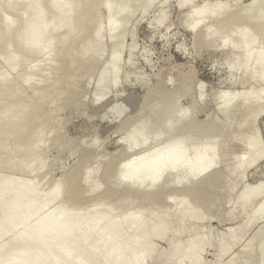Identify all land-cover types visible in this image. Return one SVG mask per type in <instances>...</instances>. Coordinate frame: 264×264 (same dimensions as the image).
Here are the masks:
<instances>
[{
    "label": "rangeland",
    "instance_id": "1",
    "mask_svg": "<svg viewBox=\"0 0 264 264\" xmlns=\"http://www.w3.org/2000/svg\"><path fill=\"white\" fill-rule=\"evenodd\" d=\"M49 1L41 0L40 3L36 2L37 4H40L43 7V10L46 9L47 11L48 9V12H46L47 16H45L44 14L45 19H40V21L31 20L32 22L36 23H32L31 25L30 22L29 25H27V28L23 30V33L21 31L20 34H16V32L19 33L18 31H16V29L20 30L22 28H20L19 25L22 26L23 24H25L24 21L26 19L30 20L32 13H35L30 11L31 8L29 7L32 6V8H34L36 5H34L33 7V4L31 3V6H27V10L25 5L15 4L14 6L9 7L6 4L8 3V0H0V42H3L0 43V79H3L2 81L0 80V113L2 112V115L7 114L6 116H2L0 114V127L2 117L3 119H5L4 117L12 115L11 113H14L16 110V112L18 113V111L21 109L18 115L22 114V117H20L23 119H26L28 116H31V118L33 119L35 118L34 120L32 119V121H34V127L29 123V127L32 126L33 128H26L23 127L24 124L22 125V130L23 128H26V130L29 128V130L27 131H25V129L23 130L26 132L27 136L24 135L25 133L21 131V126H19V130L17 131H20V134H22V136L24 137L19 138L18 140L15 139L14 141V136H10L8 138L7 136H2L0 138V152L2 151L1 149L3 147H5L6 145L9 146L7 149V153L9 152V155H7V159L4 158L3 164L5 165L6 163H9V161L19 162L25 156L28 158V155H31L32 157L31 153H27V151L29 152L28 147L30 148V151H32V153L35 152L33 153V156H35L37 153V155L33 157L35 158V160L37 158L36 163H45L44 169H41V171H39L40 173H38L37 171L35 172L36 174L32 173V175H27L19 172L4 171L3 167H0V174H6L4 175V177L9 176L13 179L19 178L24 181L32 180L34 184H38L44 191L49 192H52V189L57 183H61L63 185L62 191L60 193H57L60 198V201H57L58 203L55 202L53 204L49 203L47 209H44V214L46 213V211H54L55 213H57V211L59 212L63 208H66L71 211V213L76 214L78 213L76 208H82L80 211L83 212L85 209L95 204L112 206L115 204L117 205L116 201H118L120 204L117 206L119 207L121 205L120 207L122 208H119L117 212V216H120V220L124 216L129 215L130 213L137 212L139 210H142L143 208L147 209V207L150 205L149 203H151V200L149 201L146 198H143L142 200L137 199V188L141 187L142 189H146L148 192L152 190V187H150L148 181H127L126 185L129 186L131 190L130 188L121 185L123 175L126 172H124V168L125 170L128 169L124 167V164L129 159H134L133 156L135 155L136 160L145 156L146 154H151V157L146 159V161L149 162L151 158L155 156L157 151L160 150L168 141H170V139L177 137V135H182L186 133V131H184L185 129L183 128V126H181L180 123L183 122L182 120H185V122L189 121V126L194 121L196 129L194 130V132H191V136L187 139V158L191 160L196 156V148L198 147V143L201 144V142H210L209 140H211V137H213L212 141H217V145H215V157L218 164L217 167L222 170L225 176L222 177L223 180L221 179V182L219 181V185H217V187L215 188L216 190H218H213V194L214 192H217L214 194V198L208 197V199L204 201V203L206 202V205L204 207L200 206V208L199 205L194 204L197 203L194 199H192L191 197L188 198V202H191L189 203V205L191 204L190 207H193L194 211L198 212H196V214L202 213V217L205 219L202 218V221L200 222L191 220L189 222V220H187L188 223L186 221V226L184 225V223L182 225L184 228H182V226L180 227L181 230L183 229V233L179 236L178 239H181L182 243H186V241H188L193 236H206L209 246L207 245L206 249H204V252L202 253V264H228L227 258L222 257L221 255L222 247H224L221 244L224 243V239L222 238V236H225V233H228L229 229L231 230V228H236L237 231H235L234 236L230 238L229 244H231L230 248L233 249L235 253H237L236 256L239 259L237 264H241L242 262H244L243 264H257V261L259 259L257 248L258 245L261 243L259 240L264 241V232H260V234L258 232L260 230L257 229L256 233L258 232L257 234H259V236L258 239L256 238L257 240H255L258 242L254 240V244L252 243L253 246L256 244L255 246L257 247L256 250L251 253L250 260L245 259V257L247 258L248 256H243V254H245L243 253L245 249H242V252L240 251L241 249L239 246V242L242 238V235H246L247 233H250L249 235H251L252 233H254L253 229L251 228V225L248 224V218L250 217L251 212H253L257 204L264 198V194L258 199L253 200V202L246 209V211L244 209V212L241 209V204L239 202H235L238 195L244 193L246 189L256 191L259 187L264 186V155L258 157V160L253 165L249 164L253 160V158L255 156H258L262 151L247 152L246 150H244V141H246L249 137H253L255 134V136L257 137L259 135V139H262L260 140L263 142H260L261 146L264 148V101H258L256 103L258 107H255L256 110L253 109V107L251 112H248L247 108L250 109V106L254 103V100L252 98L249 99L244 97L246 93H250L251 91L253 93L255 92L264 95V82H260V80L258 81L260 68L258 66L256 67L255 65V63L259 59V55L256 51L249 54L250 52L248 48H246L248 49L247 51L246 49L240 51L239 48L241 47L242 49L243 46H239L240 44L238 45L239 42L237 40L239 39L236 37L239 36V31L243 30L244 28H250L249 26L246 27L247 23L243 20V17L246 18L248 16H246V14L250 12L248 11L249 9H247V6L251 9V6L254 4L253 2L257 0H191L187 3H183L184 0H154V2L151 1V3L150 0H132L129 2H127L126 0H116L117 2L115 0H98V2L97 0H92V4H94V13L91 14L90 20H85V22L82 23L74 22L76 20L75 15H73L75 11L76 13H78V15L82 14L79 12V8L78 10H76L77 7L75 6V4L77 5L78 3H76L74 0H65L63 2L64 4L62 3L65 6H63L62 4V7L58 5V10H55L56 8L54 7L56 6H51ZM81 1L83 2V0ZM84 1L87 2L88 0ZM65 2L69 4H66ZM86 2L82 3L84 5L78 4V7H81L80 10L84 6L83 11L81 10V12H86L87 7L85 8V5H88V3L86 4ZM105 2H108L109 4L111 2V5L113 6L116 5L115 10H113L112 12V15L108 13V7L106 6H108L109 4H106ZM148 2L151 5H149ZM218 3H220L221 7L222 5L226 6L222 8V10H224L223 12H225V15L223 14L224 16L221 15L223 12L222 10H220L221 7L218 5ZM221 3L223 4L221 5ZM259 3H262L261 5L263 6H261ZM259 3V5L257 3L255 4L257 5L256 7H258L257 9H254L256 10V12L253 11L255 12V15L257 14L258 10L260 12V9L263 10L264 0L259 1ZM95 4H97V9L95 8ZM125 5L128 10H126L125 13L121 12V14L120 11L121 9L123 10V8H125ZM217 5L218 8L216 9ZM37 6L35 8L37 9L36 12L41 10L42 8H37ZM49 6L52 7L50 8L51 10H49ZM65 7H70L72 9L71 11L73 12V14L70 11V14L67 13L65 16H63L60 22L56 16H59V14L61 13L60 11L64 10ZM212 7H214L215 10H213ZM22 8H26V11H24ZM225 8L228 10H226ZM35 9L32 10L34 11ZM198 13H202V19L201 15L199 17ZM216 13L220 15V18L218 19H224L221 20L222 22L220 24L218 23V25L217 23L214 24L216 21L214 22L213 19H211L214 17L212 15ZM20 14H22L23 16ZM259 14L261 15V13ZM259 14L256 16H259ZM119 15L123 16L124 18ZM227 15H239L240 17L238 16L239 18L234 20L229 19L231 17ZM24 16H27L26 19L24 18ZM72 18H74V21L72 20ZM160 19H163L164 21L161 20L163 22H160ZM71 20L74 23L71 22ZM4 21H8L9 23ZM14 21L17 23L15 24ZM41 21H43L44 25L41 24ZM56 21L61 24H58ZM109 21H112L113 23H118V31L117 29L114 31L115 33L113 31H110L112 23ZM97 22L99 23L97 24ZM195 23L198 25L194 30L192 26ZM258 23V27H260L259 29H255V27L257 26L254 25L253 29V26L250 25L252 32L249 34H252L256 37L257 42L255 41L256 47L254 49L259 50L263 53L264 25H260L262 24L261 21H259ZM57 24L58 28L60 27V25L62 27L59 30L57 29L54 31V28L56 29ZM76 24L78 26H76ZM212 24H214L215 27ZM228 24H230V26L232 24H235L236 26L232 25L230 27ZM45 25L47 27H50V25L54 27L56 25V27H54L53 29L48 28L46 34H39V31H36V29L40 26H43L47 29ZM211 25L213 27H211ZM225 25L226 27H228L226 28ZM239 25L243 26L244 28L242 29V27ZM29 26L30 28H28ZM98 27H100L101 30ZM210 27L211 29L215 28L214 30L216 34L213 35L212 38L215 37L214 40H216L214 41L213 39H210V41L208 40V42L206 39H202L204 35V33L202 32H205L204 30L209 29ZM236 28L237 31L239 29L240 30L238 32L234 31L236 30ZM26 29L28 31H25ZM32 31H36V34L37 32L38 34L36 35L35 32L33 34L31 33ZM100 31L103 34L100 33ZM108 31L113 32L115 35L113 33L109 34ZM232 31L234 33H237V35H232ZM247 31L249 32L250 30L247 29ZM200 33L201 35H199ZM212 34H214V31H212ZM109 35L113 37L115 36L116 39L113 38L114 40H112V37L110 38ZM252 35H250V37ZM31 36H42L41 40L43 41H40V45L38 44V46H32L35 48L32 49L33 51L31 50V53L33 52L32 54L29 53L30 49L29 51L28 49H24V46H28V44L29 47H31ZM198 36H200L201 38H199ZM255 37L253 38L254 40ZM197 39L198 41H196ZM38 40H40V38ZM235 40L238 43L235 42ZM26 41H29V43L27 44ZM204 41H206L205 45L203 43ZM231 41L233 42L231 43ZM88 42L91 44V46ZM94 42L95 45H92ZM210 42L213 44H210ZM37 43L38 42H36V44ZM207 43L209 44V47ZM41 44L43 46L45 45V48H43ZM47 45L50 47H47ZM65 45H68V47H66ZM82 45H84L87 49L85 52L82 50L83 54L80 52V55L78 54L77 59L84 60L88 64L90 62L89 66L86 64L88 66H86L87 68H83L85 62L82 63L80 60L79 62H77L79 64L82 63L81 69L78 68L79 65L76 61H72L71 63H65V66L63 65L62 67L58 68L59 64L55 63H59L61 60H63V56L70 55L69 52L72 53L74 49L75 50L73 51V54H75L78 49L84 47ZM121 45L122 47H119ZM27 46L26 48H28ZM63 46L67 49H64ZM17 47L19 48L17 49ZM116 47L118 49H114ZM38 48L41 49L39 50ZM68 48H71V51ZM103 48L105 51L103 50ZM119 48L121 49L120 54L118 51L120 50ZM237 48L239 51L237 50ZM259 48L263 50H260ZM43 49H45V52ZM115 50L116 52L114 53L113 51ZM232 51L234 53H231ZM12 52L15 53L12 54ZM118 54L119 60L117 59ZM236 54L238 58H236ZM15 56L17 57L15 58ZM114 57V62L116 59V62H119H117V68H114V62H110ZM77 59L75 55V60ZM245 61L246 63L244 64ZM74 62L77 64H75ZM116 62L115 64H117ZM73 63L78 66L73 65ZM110 63L111 65H113V68L116 69V71L112 70L113 68L109 66ZM55 65L57 66L58 71H56L57 69L55 70ZM236 65L238 67L240 66V69ZM241 66L246 67H244V69H241ZM4 70H7V72ZM113 72L115 73L114 77ZM254 72H257V74ZM55 73H57L58 75ZM102 73L104 74V76ZM254 74L257 75V77L255 76L256 79L258 78L257 80H253L255 78ZM65 75H67V77ZM251 75L254 77L252 78V80ZM100 76H102V80L101 78H99ZM113 78H116L115 85V81H113ZM256 81H258V84L256 83ZM72 87H74V89L78 88L79 90H74ZM59 90L61 94L60 92L58 93ZM6 92L7 94L8 92H10V94H12L14 97H10V94L6 96ZM52 93L53 95H51ZM159 93H169L168 97L171 93H173V95L171 94L170 97H174V95L179 94L177 96V98H179L175 99L177 102L172 101L175 104V107L172 106L173 104H171V101H167L168 104H166V107L165 105H162L160 107H156L155 105H153L156 101L155 98L161 95ZM224 93H227L226 95L235 93L237 94V96H239L236 105L227 112H223V110L226 99L229 96H226ZM199 94H201L203 97H201V95ZM48 95L51 96V98ZM154 96H156L155 98H153L154 100H151V98ZM40 98L42 100H39ZM49 98L51 101L49 100ZM46 99L47 101L43 102ZM23 101H26V104L27 102L29 104L30 101L31 104L34 103L33 105L30 104V106H28L31 107L32 110L31 108L28 110H30L29 114H31L33 110L35 114L39 113L36 114L37 117H35V114L33 113L32 115L28 114V107L26 108L28 104L25 106V102ZM15 102L16 107L14 106ZM20 103H22V105ZM19 104L22 107L17 106ZM36 105H42V107H37ZM170 106L173 107V110L171 109V111L167 109ZM8 108L11 110V112ZM12 108L14 109L12 110ZM22 108L23 110L24 108H26L25 110L27 111H22ZM22 112H25L26 114ZM167 113L168 115H166ZM255 114V122L254 124H252V127L250 126V121L252 120V118L254 119ZM23 115L26 118L23 117ZM181 115H183V117ZM247 116L249 121L248 126L245 125V120ZM43 118H45L46 120H44ZM178 118L181 120L178 121ZM23 119H21V122L24 121ZM144 120H149L146 121V123L148 122V124H145V127H143V124L145 123ZM170 120L172 122L174 121L173 125ZM44 121H47V123ZM25 122L26 120L24 121V123ZM240 122L243 124L240 125ZM42 123L44 124L42 125ZM169 124H171L172 126L170 127V129H167ZM138 125L143 127V133H141L140 135L134 133L133 136L136 140H133L132 143H137L140 146L136 147L135 150H132L130 149L132 144L129 141L127 144L126 141L128 140L129 136L134 131H136L135 129H140L137 128L139 127ZM245 126L248 127L249 130ZM177 129H181L182 131H178ZM256 129L257 131H255ZM256 132H258L259 134ZM222 142L223 145H221ZM142 143H144V145H141ZM10 149L12 151H10ZM25 158L24 160H26ZM38 160H40V162H38ZM241 160H245L247 163L242 169H239L240 165L238 168V164ZM36 163L34 161L35 165ZM224 169L228 172H225ZM75 170L79 171L76 172ZM109 170L111 172H109ZM107 171L109 172V174L111 173V175H109V180L103 178L107 174ZM73 173H76L79 176L77 179V184L79 182L80 186L78 185L79 189L77 188V192L79 193V190H82L79 194L76 192L75 196L78 197L77 199L72 194V192L74 191L69 193V189H71L70 185L68 184L69 181L67 182L66 178H64L68 177L69 174L72 175ZM226 173H228L227 175L229 179H226ZM85 174H87L86 181H88L89 178L90 181H93L94 179L99 181V179L103 178L102 181H99L100 184L102 183L101 185L96 181L95 182L97 184L94 183L100 189H91V186L85 185L87 183H84V186L81 182H85L83 181V178H86ZM33 176L36 178H34ZM176 176H178L179 178L181 177L180 175H178L177 171H167L165 172L163 179L161 180V185L163 182L167 183L168 185L170 182L172 184L170 183L171 186H169L170 188L168 187V191H164L166 193L163 192L164 195H161L160 200H156V203H154V205L156 206V208L154 209L156 210L158 207V211H156L159 215L174 211L176 209L178 200L182 197L181 195L183 193V189L186 186L195 183L199 179L198 176L192 175L190 178L183 177L184 179H182L181 177L179 181H175L177 179ZM64 179L66 182L63 181ZM225 180H228V182ZM226 185H228V188ZM112 186L114 187L112 188ZM220 186L223 187L224 190ZM219 188H221L222 190H220ZM124 189L129 190V192H127L126 194V192H124ZM109 191L110 193L112 192V194H110ZM219 191L221 194L219 193L218 195ZM106 192H108L109 195ZM167 192L169 193V195ZM207 193L212 195L211 192ZM70 194L72 195L69 196ZM225 195L227 198L225 197ZM72 196H74V199L72 198ZM130 196L132 197V199ZM171 196L176 199H173V197ZM69 197L72 198V201L75 200V202L72 203ZM218 197L220 199H217ZM78 199L80 200V203ZM191 199L194 202H192ZM82 200L85 203H82ZM192 203L194 204V206ZM196 206L197 208L199 207L201 210H198ZM98 207L96 206L95 208ZM207 210H209V212H207ZM39 212L36 213L38 214V216L36 215L37 218L41 214L44 215L42 213L43 211L41 212V214ZM210 212L211 214H209ZM227 212L228 214L226 215ZM206 213L208 215H206ZM231 214L234 217H232ZM42 215L40 217H42ZM211 217H213V219ZM37 218L35 219V216L33 215L31 219L37 221ZM154 223L156 225H160L161 219H157ZM174 226L177 227L176 224H174ZM250 229L252 230L250 231ZM246 230L249 231L245 232ZM255 230L256 229H254V231ZM17 232L18 234L23 233V227H20V230ZM174 232L175 230L172 231V233ZM36 236L37 231L35 229H31V231H29L27 235V243H31V241L34 240ZM9 238L10 237H7L8 240ZM7 239L4 238V240L6 241H1L4 243L7 242ZM154 242L155 247L157 246V254H155L156 257L159 255L158 253H160L162 250H164L162 251V253L164 252L163 254L167 252L166 250H168L169 247L168 242L161 240L153 241V243ZM183 246L184 244L181 246V248H178L179 250L177 251L175 257L170 261L169 264H180L184 261L185 247ZM22 247L26 246L23 244ZM7 251H9V248H7ZM145 262L143 264H155L152 260H148ZM9 263V258H6L2 262V264Z\"/></svg>",
    "mask_w": 264,
    "mask_h": 264
},
{
    "label": "bare ground",
    "instance_id": "2",
    "mask_svg": "<svg viewBox=\"0 0 264 264\" xmlns=\"http://www.w3.org/2000/svg\"><path fill=\"white\" fill-rule=\"evenodd\" d=\"M49 1V0H48ZM65 0H50V4L51 6H56L54 8H56L55 10H58L57 9V6L60 5L64 2ZM71 1V0H70ZM76 3H78L79 5H84L82 4L83 2L85 3L86 1L83 0V2L81 0H74ZM110 1V0H109ZM116 1V0H115ZM127 2L129 1H132V0H126ZM125 1V2H126ZM138 1V0H137ZM151 1L154 2V0H150V3ZM191 0H184L183 3H187ZM259 1L261 0H257L255 1L257 4L259 3ZM36 2L40 3L41 0H8V3L7 6H14L15 4L17 5H25L26 8L27 6H31V3L33 4V7L34 5H38L37 8L39 7H42L40 4H37ZM48 2V3H49ZM68 2V1H67ZM73 2V3H75ZM96 2V1H95ZM98 2V0H97ZM112 2V1H111ZM111 2L110 4L107 2H105L106 4H109L108 6V13H110L112 15V12L113 10H115V6L116 5H111ZM117 2V1H116ZM253 2L254 4L251 6V9L248 8L247 6V9H249L248 11H250L249 13L246 14V18L243 17L244 21H246V27H250V28H244L243 26L239 25L242 27L243 30L239 31L240 33L238 34L239 36H236L239 40H235V42L238 43L239 46H243V48L241 49V47L239 48L240 51L242 50H245L246 48L249 49V54H251L252 52L256 51L257 54L259 55V59L257 60V62L255 63L256 67L258 66L260 68V74L258 75L259 79L258 81L260 80L264 82V52L262 53L261 51L259 50H255L254 48L256 47V37L252 34H249L251 33V26H257L255 27L256 28H260L258 27V22L261 21L262 24H260L261 26L264 25V7H263V10H261V12L258 10L259 13H261V15L257 12L256 15L259 14V16H256L255 15V12L256 10H254L255 8L257 9L258 7H256L257 5H255L256 3ZM66 3V2H65ZM81 3V4H80ZM88 3V5L86 6L85 5V8L87 7L86 9V12H81V10L83 11V7L82 9L80 10L81 7H78V4L75 6L77 7L76 10H78L79 8V12L82 13L80 15H78V13H75L77 14H73V12L71 11L72 9L69 7H65L64 10L60 11L61 13L59 14V16H56L57 19L60 21L62 19L63 16H65L67 13L70 14V11L73 15H75V21L73 20L74 18H72V20L76 23H82V22H85V20H90V17H91V14L94 13V4H92V0H88L86 2V4ZM114 3V2H113ZM121 3V2H120ZM149 3V2H148ZM149 3V5H151ZM49 4V5H50ZM64 4V3H63ZM62 4V5H63ZM66 4H69V3H66ZM71 4V3H70ZM99 4V3H98ZM115 4V3H114ZM125 4V3H124ZM127 4V3H126ZM129 4V3H128ZM143 4V3H142ZM223 3H221L222 5ZM260 4V3H259ZM258 4V5H259ZM262 4V3H261ZM260 4V5H261ZM2 5V4H1ZM43 5V4H42ZM97 4H95V8L97 9ZM104 5V4H103ZM148 5V7H149ZM218 5L220 6V3H218ZM218 5L216 6V9L218 8ZM36 6L34 8L29 7L31 8L30 11L32 12H35L33 14L32 13V16L30 17V20L26 19L27 16H24V18L26 19L24 22L25 24H23L22 26H20V30L16 29V31H18L19 33H17L16 31V34H20L21 31L23 33V30L25 28H27V25H29V23L31 22V25L32 23H36V22H32L31 20H44L45 19V16L46 15V12H48V9L46 11V9L43 10V7L41 8V10L37 11ZM65 6V5H63ZM68 6V5H67ZM100 6V5H99ZM250 6V5H249ZM263 6V5H261ZM62 7V6H61ZM74 7V6H73ZM72 7V8H73ZM128 7V5H127ZM147 7V8H148ZM221 7V6H220ZM219 7V9H220ZM223 7H226V6H223L221 7L220 10H222ZM21 8V7H20ZM25 8V9H26ZM45 8V7H44ZM48 8V7H47ZM49 6V10H51ZM119 8V7H118ZM23 9V8H22ZM21 9V10H22ZM25 9H23L24 11H26ZM32 9H35L34 11ZM95 9V10H96ZM117 9V7H116ZM131 9V8H130ZM213 10H215L214 7H212ZM226 9V8H225ZM28 10V8H27ZM75 10V9H74ZM73 10V11H74ZM93 10V11H92ZM126 10H128L126 8V5H125V8H123V10L121 9L120 13L121 12H126ZM228 10V9H226ZM225 10V11H226ZM217 11V10H216ZM219 11V10H218ZM224 10H222L223 12ZM247 11V10H246ZM247 11V12H248ZM255 11V12H253ZM29 12V11H28ZM55 12V11H54ZM78 12V11H77ZM99 12V10H98ZM227 12V11H226ZM27 13V12H26ZM59 13V12H58ZM97 13V12H95ZM225 12H223L221 15L224 16ZM24 14V13H23ZM45 14V16H44ZM48 14V13H47ZM50 14V13H49ZM53 14V13H52ZM103 14V13H102ZM116 14V13H115ZM122 14V13H121ZM224 14V15H223ZM22 15V14H20ZM71 15V16H73ZM199 17L201 15V19L203 17L202 13H198ZM23 16V15H22ZM30 16V15H29ZM54 16V15H53ZM70 16V17H71ZM93 16V15H92ZM97 16V15H96ZM121 16V15H119ZM214 16L213 18V22L214 24L218 23L220 24L222 21L221 20H224V19H218L220 18V15H218L217 13L212 15ZM227 16H230V15H227ZM239 15H233V16H230L231 18L229 19H238ZM245 16V15H244ZM123 17V16H121ZM198 17V18H199ZM8 18V17H6ZM10 18V17H9ZM12 18V17H11ZM93 18V17H92ZM97 18V17H95ZM94 18V19H95ZM111 18V17H110ZM116 18V17H114ZM118 18V17H117ZM124 18V17H123ZM163 18V17H162ZM257 18V19H256ZM13 19V18H12ZM109 19V18H108ZM164 19V18H163ZM163 19H160L159 21L160 22H163L164 20ZM200 19V20H201ZM215 19V20H214ZM218 19V20H217ZM256 19V20H255ZM259 19V20H258ZM7 20V19H6ZM11 20V19H10ZM9 20V21H10ZM55 20V19H54ZM53 20V21H54ZM57 20V21H58ZM71 20V22H73ZM112 20V19H111ZM163 20V21H161ZM199 20V19H198ZM204 20V19H203ZM52 21V23H53ZM56 21V22H57ZM114 21V20H113ZM256 21V23H255ZM4 22H8V21H4ZM15 22V21H14ZM42 25H44L43 21H41ZM48 22V21H47ZM55 22V23H56ZM61 22V21H60ZM64 22V21H63ZM73 22V23H74ZM92 22H93V19H92ZM103 22V21H102ZM112 23L111 25V30L110 31H115L117 29L118 31V23H113L112 21H109ZM108 22V23H109ZM117 22V21H116ZM200 22V21H198ZM197 22V23H198ZM227 22V21H225ZM232 22V21H231ZM9 23V22H8ZM10 23H13V22H10ZM17 22H15L16 24ZM19 23V22H18ZM58 23V22H57ZM67 23V22H65ZM72 23V24H73ZM99 22H97L98 24ZM46 24V23H45ZM51 24V23H50ZM58 24H61V23H58ZM58 24H57V27L56 25L54 27H56V29L50 25V27L46 26L47 29L43 26H35V27H38L36 29V31H39V34H46L48 28H51L53 29L54 28V31L55 30H59L62 26L60 25V27L58 28ZM162 24V23H161ZM214 24H212L214 26ZM227 24V23H226ZM256 24V25H255ZM39 25V24H38ZM63 25V23H62ZM70 25V23H69ZM100 25V24H99ZM104 25V24H103ZM109 25V24H108ZM198 24H194L192 26V28L195 30L196 27H197ZM211 25V27H213ZM230 26V24H228ZM233 25V24H232ZM231 25V26H232ZM251 25V26H250ZM259 25V26H260ZM9 26V25H8ZM11 26V25H10ZM13 26V25H12ZM68 26V25H67ZM76 26H78L76 24ZM97 26V25H96ZM122 26V25H121ZM230 26V27H231ZM233 26H236L235 24ZM254 26L252 27L254 29ZM211 27L209 29H206L204 30L205 32H202L204 33L202 39H206L207 41L210 39H213L212 36L215 35V28L211 29ZM215 27V26H214ZM218 27V26H217ZM226 27V25H225ZM228 27V26H227ZM226 27V28H227ZM240 27V28H241ZM18 28V27H17ZM30 28V26L28 27ZM77 28V27H75ZM100 30L101 28L98 27ZM97 28V30H98ZM109 28V27H108ZM191 28V27H190ZM219 28V27H218ZM222 28V27H221ZM49 29V30H51ZM70 29V27H69ZM211 29V30H210ZM234 29V28H232ZM247 29H249L250 31L248 32ZM33 30V29H32ZM120 30V29H119ZM222 30V29H221ZM25 31H28L27 29ZM24 31V32H25ZM36 31H32L31 33L36 34ZM79 31V30H78ZM104 31V30H103ZM211 31V32H210ZM212 31H214V34H212ZM218 31V30H217ZM225 31V30H224ZM234 31H237V28L236 30ZM237 31V32H238ZM10 32V31H9ZM49 32V31H48ZM77 32V31H76ZM109 32V31H108ZM113 32H109V34L113 33ZM220 32V31H219ZM7 33V32H6ZM12 33V32H11ZM75 33V32H74ZM100 33H102L100 31ZM115 33V32H114ZM113 33V34H114ZM218 33V32H217ZM223 33V32H222ZM232 31V35H237V33H234ZM26 34V33H25ZM38 34V32H37ZM36 34V35H37ZM48 34V33H47ZM70 34V33H69ZM82 34V33H81ZM103 34V33H102ZM100 34V35H102ZM6 35V34H4ZM67 35V34H66ZM74 35V34H73ZM85 35V34H84ZM99 35V36H100ZM115 35V34H114ZM201 35V33L199 34ZM221 35V34H220ZM250 35H252L250 37ZM30 36V34H29ZM45 36V35H44ZM47 36V35H46ZM72 36V35H71ZM70 36V37H71ZM110 36V35H109ZM255 37V40L253 39ZM31 40H30V46H38V44L40 45V41H42V36L41 37H36V36H31ZM65 37V36H64ZM82 37V36H81ZM101 37V36H100ZM112 37V38H111ZM118 37V36H117ZM199 38H201L200 36H198ZM16 38V37H15ZM27 38V37H26ZM30 38V37H29ZM28 38V39H29ZM40 38V40H38ZM58 38V37H57ZM62 38V37H61ZM110 38L112 40L116 39V37L114 36H110ZM114 38V39H113ZM12 39V38H11ZM46 39V38H45ZM59 39V38H58ZM66 39V38H64ZM203 39V40H204ZM229 39V38H228ZM3 40V39H1ZM56 40V39H55ZM78 40V39H77ZM94 40V39H93ZM96 40V39H95ZM103 40V39H102ZM216 40V39H215ZM214 40V41H215ZM11 41V40H10ZM18 41V40H17ZM63 41V40H62ZM89 41V40H87ZM92 41V40H91ZM90 41V42H91ZM101 41V40H100ZM98 41V42H100ZM198 41V39L196 40ZM208 41V42H209ZM256 41V42H255ZM21 42V41H20ZM25 42V41H24ZM23 42V43H24ZM27 42V41H26ZM36 42H38L36 44ZM43 42V41H42ZM47 42V41H46ZM45 42V43H46ZM93 42V41H92ZM97 42V41H95ZM95 42L92 44V45H95ZM205 42L204 41V45H205ZM213 42V41H212ZM233 41H231L232 43ZM0 43H3L2 41ZM22 43V44H23ZM29 43V41L27 42V44ZM58 43V42H57ZM89 43V42H88ZM214 43V42H213ZM210 42V44H213ZM10 44V43H8ZM21 44V45H22ZM44 44V43H43ZM48 44V43H47ZM90 44V43H89ZM208 44V43H207ZM236 44V43H235ZM26 45V44H25ZM49 45V44H48ZM47 47H50L48 46ZM56 45V44H55ZM58 45V44H57ZM70 45V44H69ZM99 45V43H98ZM104 45V44H103ZM114 45V44H113ZM202 45V44H201ZM27 46V45H26ZM26 46H24V49H30V54L31 53V50L32 49H35L34 47H29V44H28V48H26ZM41 46L43 48H45V45L43 46L41 44ZM66 46V45H65ZM84 46V45H82ZM81 46V47H82ZM91 46V44H90ZM97 46V44H96ZM237 46V47H239ZM20 47V46H19ZM17 47V49L19 48ZM40 47V46H39ZM68 47V45L66 46ZM113 47V46H112ZM119 47H122L119 46ZM196 47V45H195ZM208 47H209V44H208ZM22 48V47H21ZM64 48V46H63ZM98 48V47H97ZM96 48V49H97ZM236 48V47H234ZM37 49V47H36ZM39 49V48H38ZM41 49V48H40ZM39 49V50H40ZM64 49H67V48H64ZM69 50L71 48H68ZM86 47H82L80 49L77 50V52H75V54H73L74 50L70 53V55H65L63 56L64 59L61 60L59 63H55V64H59L58 65V68L62 67L63 65L65 66V63H71L72 61H78L79 60L77 59L78 58V54L80 55V52L82 53L83 51L85 52L86 51ZM106 49V48H105ZM112 49V48H111ZM114 49H118L117 47L114 48ZM120 49V48H119ZM228 49V48H226ZM246 49V51L248 50ZM260 50H263L261 48H259ZM10 50V49H9ZM12 50V48H11ZM16 50V49H15ZM44 52H45V49H43ZM42 50V51H43ZM51 50V48H50ZM68 50V51H69ZM83 50V51H82ZM104 50V48H103ZM238 50V48H237ZM33 51V50H32ZM37 51V50H36ZM71 51V50H70ZM105 51V50H104ZM119 51V54H120V50ZM239 51V50H238ZM244 51V52H246ZM11 52V51H9ZM18 52V51H17ZM35 52V51H34ZM114 53L116 52L113 51ZM196 52V51H195ZM15 53V52H12V54ZM27 53V52H26ZM231 53H234L233 51ZM83 54V53H82ZM119 54L117 55V59L119 57ZM10 55V54H9ZM48 55V54H47ZM50 55V54H49ZM75 55H76V59L75 60ZM116 55V54H114ZM198 55V54H197ZM235 56V54H234ZM237 56V54H236ZM17 56H15L16 58ZM112 57H113V54H112ZM36 58V57H35ZM238 58V56L236 57ZM10 59V58H9ZM114 58H112V60L110 61L111 63L114 62ZM116 59V60H117ZM235 59V57H234ZM16 60V59H15ZM19 60V58H18ZM32 60V59H31ZM35 60V59H34ZM115 60V62H116ZM119 60V59H118ZM59 61V60H58ZM82 63L85 62L84 60H80ZM247 61V60H246ZM246 61L244 62V64L246 63ZM14 62V61H13ZM77 62V63H78ZM80 62V63H81ZM114 62V68H117L118 67V63L115 64ZM231 62V61H230ZM24 63V62H23ZM75 63V62H74ZM77 64V63H75ZM81 63V64H82ZM110 63V67L113 68V65H111ZM238 63V61H237ZM10 64V62H9ZM12 64V63H11ZM25 64V63H24ZM81 64L78 63L79 67L78 68H82ZM89 66L88 63L85 62V64L83 65V68L86 67L87 65ZM78 65H75V66H78ZM116 65V66H115ZM233 65V64H232ZM231 65V66H232ZM239 65V64H238ZM56 66V65H55ZM87 66V67H88ZM237 66V65H236ZM235 66V68H236ZM10 67V66H9ZM86 67V68H87ZM238 67V66H237ZM240 67V66H239ZM238 67V68H239ZM242 68L241 69H244V67L246 66H241ZM58 68L56 66L55 70L58 71ZM64 68V67H63ZM77 68V69H78ZM85 68V69H86ZM112 69V70H115L116 69ZM10 69V68H9ZM76 69V70H77ZM79 69V71H80ZM89 69V68H88ZM233 69V68H232ZM240 69V68H239ZM54 70V71H55ZM64 70V69H63ZM87 70V69H86ZM90 70V69H89ZM92 70V69H91ZM7 72V70H4ZM65 71V70H64ZM84 71V70H82ZM114 71V72H115ZM63 72V71H62ZM91 72V71H90ZM113 72V73H114ZM82 73V72H80ZM84 73V72H83ZM257 74V72H254ZM49 74V72H48ZM47 74V76H48ZM52 74V73H51ZM57 74V73H55ZM68 74V73H67ZM85 74V73H84ZM103 74V73H102ZM58 75V74H57ZM69 75V74H68ZM82 75V74H81ZM106 75V74H105ZM113 75V74H112ZM253 75V74H252ZM251 75V76H252ZM67 77V75H65ZM70 76V75H69ZM77 76V75H76ZM86 76V75H85ZM104 76V74H103ZM115 76V73L113 75V77ZM257 77V75L254 74V77ZM31 77V76H30ZM52 77V76H51ZM78 77V76H77ZM80 77V76H79ZM102 76H100L99 78H101ZM253 76L251 77V80L252 78H254ZM256 77L253 79L255 80ZM81 78V77H80ZM86 78V77H85ZM26 79V78H25ZM50 79V77H49ZM69 79V78H68ZM78 79V78H77ZM84 79V78H83ZM103 78H101L102 80ZM106 79V78H105ZM115 81L114 82V85L116 83V78H113ZM256 79V80H257ZM1 80V79H0ZM3 80V79H2ZM1 80V81H2ZM27 80V79H26ZM48 80V79H47ZM52 80V79H51ZM54 80V79H53ZM16 81V80H15ZM258 81H256V83L258 84ZM68 82V81H67ZM103 82V81H102ZM262 82V83H263ZM1 83V82H0ZM261 85V83H260ZM201 86V85H200ZM203 87V86H202ZM71 88V87H70ZM74 89V87H72ZM10 89V88H8ZM7 89V91H8ZM78 89V88H77ZM76 88L74 90H77ZM22 90V89H21ZM69 90V88H68ZM71 90V89H70ZM72 90V91H74ZM79 90V89H78ZM10 91V90H9ZM12 91V89H11ZM178 91V90H177ZM41 92V91H40ZM60 92V90L58 91V93ZM67 92V91H66ZM70 92V91H69ZM78 92V91H77ZM164 92V91H163ZM168 92V91H167ZM12 93V92H11ZM39 93V92H38ZM42 93V92H41ZM45 93V92H44ZM57 93V92H56ZM227 93H230V92H227ZM226 93V94H227ZM1 94V93H0ZM10 92H6V96L9 95ZM23 94H24V89H23ZM28 94V93H27ZM46 94V93H45ZM61 94V92H60ZM75 94V93H74ZM155 94V93H153ZM152 94V96H153ZM161 94V93H159ZM173 95V93H171ZM170 94V96H171ZM175 94V93H174ZM178 94V93H176ZM225 94V93H224ZM225 94V95H226ZM12 97L13 95L10 94ZM16 95V94H15ZM53 95V93L51 94ZM157 95V94H155ZM169 93L166 94V93H162L161 95L159 96H154V97H150L151 100L153 98H155V105L156 107H160L162 105H165L166 107V104H168L167 101H173V102H177L175 99L177 98V96L179 95H174V97H170V100H169V97H168ZM201 95V94H199ZM223 95V94H222ZM46 96V95H44ZM49 96V95H48ZM226 96H229L227 97L226 99V102H225V105H224V110L223 112H227L228 110L232 109L235 105H236V102H237V99L239 96H237V94L235 93H232L230 95H226ZM224 96V97H226ZM14 97V96H13ZM51 98V96H49ZM75 97V95H74ZM201 97H203L201 95ZM223 97V98H224ZM245 98H252L254 100V103L250 106V109L247 108L248 112H251L252 108L256 110V108L258 107L256 105V103L260 100H263L264 101V95L262 94H259V93H253L252 91L249 93H246L244 95ZM46 98V97H45ZM49 98V100H50ZM149 98V99H150ZM172 98V99H171ZM179 98V97H178ZM177 98V99H178ZM148 99V98H147ZM166 99V101H165ZM39 100H42L41 98ZM154 100V99H153ZM22 101V100H21ZM28 101V100H27ZM32 101V99H31ZM31 101L30 103L26 104V101H23L25 102V106L26 108L28 106H30L31 104ZM36 101V100H35ZM34 101V102H35ZM47 101L44 100L43 102ZM51 101V100H50ZM76 101V100H75ZM74 101V102H75ZM22 102V103H23ZM40 102V101H38ZM70 102V101H69ZM72 102V101H71ZM77 102V101H76ZM170 102V103H171ZM171 103L173 104L172 106L175 107V104L174 103ZM22 103H20L22 105ZM42 103V102H41ZM149 103V102H148ZM153 103V101H152ZM151 103V104H152ZM8 104V103H7ZM12 104V103H11ZM17 105V106H21V105ZM34 103H32L31 105H33ZM36 104V103H35ZM40 104V103H38ZM170 104V105H171ZM10 105V104H9ZM82 105V104H81ZM6 106V105H4ZM11 106V105H10ZM16 107V102H15V105ZM13 106V107H14ZM35 106V105H34ZM37 107H42V105H36ZM63 106V105H62ZM169 106V105H168ZM172 106H170L169 108H167L168 110L171 111V109L173 108ZM177 106V104H176ZM257 106V107H256ZM9 107V106H8ZM14 107V108H15ZM22 107V106H21ZM154 107V106H153ZM256 107V108H255ZM6 108V107H4ZM10 108V107H9ZM8 108V109H9ZM12 108V110L14 109ZM18 108V107H17ZM26 108H22V111H27L28 109H30L31 107H28L27 110H25ZM34 108V107H33ZM7 109V111H8ZM11 109V108H10ZM9 109V111L11 112V110ZM37 109V108H36ZM42 109V108H41ZM160 109V108H159ZM4 110V109H3ZM21 110V109H20ZM20 110L18 111V113L15 112L14 113H11L12 115H8L7 117H4L5 119H1V127H0V138L2 136H7L10 137V136H14L13 138V141L15 139H19V138H22L24 136H22V134H20V131H17L19 130V126L20 129L22 128V125L23 127H29V123L33 126V122L31 118V116H28L27 118L23 115V117H25L26 119H23L21 118L22 117V114L21 115H18L20 113ZM32 110V108H31ZM43 110V109H42ZM173 110V109H172ZM29 111L28 110V114H29ZM39 111V110H37ZM55 111V110H54ZM169 111V113H170ZM6 112V111H4ZM9 112V114H10ZM13 112V111H12ZM41 112V111H40ZM160 112V111H159ZM168 112V111H167ZM247 112V111H246ZM253 112V111H252ZM2 113V112H1ZM0 113V114H1ZM8 113V112H6ZM22 113H25V112H22ZM33 114L34 113V110L32 112ZM29 114V115H32ZM53 113V112H52ZM173 113V112H172ZM256 113V112H255ZM26 114V113H25ZM36 114H39V113H36ZM35 114V117H37ZM48 114V113H47ZM164 114V113H163ZM178 114V113H177ZM2 115V114H1ZM0 115V116H1ZM7 115V114H6ZM6 115H2V116H6ZM168 115V113L166 114ZM172 115V114H170ZM248 115V114H247ZM10 116V117H9ZM21 116V117H20ZM44 116V115H42ZM41 116V117H42ZM183 117V115H181ZM180 116V118H181ZM245 116H246V113H245ZM255 116L256 114L254 115V119L252 118V120L250 121V126L253 127L252 124H254L255 122ZM166 117V116H165ZM23 119L24 121L26 120V122L24 123L21 122ZM39 118V117H38ZM56 118V116H55ZM54 118V119H55ZM35 119V118H34ZM33 119V120H34ZM44 120H46L45 118H43ZM179 119V118H178ZM181 119H179L178 121H180ZM32 121V123H31ZM146 121H149V120H144V124H143V127H145L144 125L148 124V122L146 123ZM183 122H180L181 123V126H183V128L185 129L184 131H186V133L182 134V135H177V137H174L173 139H170V141H168L160 150L157 151V153L155 154L154 157L151 158V160L149 162L146 161V159L150 158L151 157V154L149 155H145L139 159H136L135 160V156L134 159H129L125 164H124V167H126L127 170H125L124 168V175H123V178H122V183L121 185H124L125 187L127 188H130L129 186H127V181L129 180H138V181H148L149 184H150V187H152V190L150 192H148L146 189H142L141 187L137 188L136 189V197H138L137 199H147V200H151L149 203L150 207L148 206L147 209L143 208L142 210H139L137 212H134V213H130L129 215H126L124 216L123 218H120V216L118 217L117 216V212L120 209H122L120 206L118 207L117 205H119L120 203L118 201L117 202V205H112V206H109V205H92L91 207L85 209L83 212L80 211L81 209H77L76 210L78 211V213L76 214H73L71 213V211H69L68 209L66 208H63L61 209L59 212L57 211V213H55L54 211H46V213L44 214V211L47 209V206L49 205V203H55L57 201H60V198L59 196L57 195V193H60L62 191V188H63V185L61 183H57L55 185V187L52 189V192H49V191H44L38 184H34L33 181H24L22 179H19V178H16V179H13V178H10L8 175V177H4V175L6 174H0V241H6L4 240V238L7 239V237H10L9 240L7 239V242H0V264H2V262L6 259V258H9L10 259V263L9 264H143L145 261H154L155 264H169L170 261L175 257L177 251L179 250L178 248H181V246L184 244L183 247H185V259L182 263L180 264H202L203 263V259L201 258L202 257V253L204 252V249H206V246L208 244V240L206 239V236L202 237L203 235L201 236H193V237H189L190 239L188 241H186V243H182L181 242V239L179 240V236L183 233V229L181 230V226L184 224L186 226V221L190 220L191 221H202L201 219L203 218V214L200 213V214H196V212L194 211L193 207H190L189 203L191 202H188L189 199L188 198H192L194 199L197 203H194L195 205H199L204 207L206 205V202L204 203V201H206L208 199V197L210 198H214V194L217 193V192H214L213 194V190L217 187V185H219L218 183H220L221 179L224 175V173L222 172V170L220 168L217 167V160H216V157H215V145H217V141H212L213 137H211L212 139L209 140L210 142H201L198 143V147L196 148V156L189 160L187 158V143H188V137L191 136V132H194V130L196 129L195 127V122L193 121L190 126H189V121L185 122V120H182ZM47 123V121H44ZM168 122V121H166ZM170 122H172L170 120ZM174 122V121H173ZM173 122H172V125H173ZM22 123V124H21ZM244 123V121H243ZM243 123L240 122V125H242ZM248 116L245 120V125L248 126ZM44 123H42L43 125ZM46 125V124H45ZM59 125V124H58ZM142 125V123H141ZM171 124L168 125L167 129H170V127L172 126ZM30 126V127H32ZM41 126V125H40ZM139 126V125H138ZM29 127V128H30ZM34 127V126H33ZM32 127V128H33ZM137 127V126H136ZM143 127L139 126L137 128H140L139 130L135 129L136 131H134L128 138V140L126 141V143L128 144V141L132 144L130 149L132 150H135L136 147H139L140 145L137 144V143H132L133 140L135 141V137L133 136L134 133L137 134V135H140L141 133H143ZM147 127V126H146ZM246 127V126H245ZM26 128H23V130L25 129V131L29 130V128L26 130ZM248 130L249 128L246 127ZM251 129V127H250ZM254 129V128H253ZM21 129L22 132H24L26 135V132L23 131ZM178 130V129H177ZM176 130V131H177ZM247 130V131H248ZM57 131V130H56ZM178 131H182L181 129H179ZM257 131V129L255 130ZM21 132V133H22ZM255 133V132H254ZM258 133V132H256ZM259 134V133H258ZM257 134V135H258ZM175 135V134H174ZM256 135V134H255ZM253 136V137H249L246 141H244V147L247 152L250 151H262L258 156H255L253 158V160L249 163L250 165H253L257 160H258V157H261L264 155V148L261 146V141L257 136ZM27 136V135H26ZM29 136V135H28ZM249 136V135H248ZM247 136V137H248ZM261 136V135H260ZM11 137V138H12ZM26 139V138H25ZM24 139V140H25ZM209 139V138H207ZM216 139V138H215ZM23 140V139H22ZM55 140V139H54ZM205 140V139H204ZM261 141V142H260ZM144 142V141H143ZM216 142V143H215ZM74 143V142H73ZM97 143V142H96ZM145 143V142H144ZM144 143H142L141 145H144ZM138 145V146H137ZM221 145H223V142L221 143ZM29 146V145H28ZM9 146H5L3 147L0 152V167H3L4 168V171H11V172H19V173H24V174H29V175H32V173H35L38 171V173H40L39 171H41V169H44V164L43 162H40V160H38V162L40 163H36L37 162V158L35 160V156H33V152L30 151V148L28 147L29 149V152L27 151V153H31L32 154V157L31 155L29 156L28 155V158L24 157L26 160H24V158L22 160H20L19 162H16V161H9V163H6L5 165L3 164V161H4V158L7 157V155H9V152L7 153V149H8ZM243 147V148H244ZM22 148V147H21ZM27 149V150H28ZM32 149V148H31ZM36 150V149H34ZM33 150V151H34ZM10 151H12L10 149ZM131 151V150H130ZM226 155V154H225ZM7 159V158H6ZM34 159V160H33ZM40 159V158H38ZM16 160V159H15ZM19 160V159H18ZM33 160V161H32ZM42 160V158H41ZM34 161L36 163V165L34 164ZM247 162L245 160H241L238 164V168H239V165H240V168L239 169H242L244 167V165L246 164ZM108 164V163H107ZM106 164V165H107ZM38 165V166H37ZM47 165V163H46ZM110 165V164H109ZM126 165V166H125ZM121 166V165H120ZM122 169V168H121ZM226 169V167H225ZM224 169V171H225ZM111 170V169H110ZM109 170V172H111ZM76 172L79 171V170H75ZM74 171V172H75ZM167 171H177L178 172V175H180L182 177V179H184L183 177L185 178H190L192 175L194 176H198L199 179L189 185V186H186L184 189H183V193H182V197L181 199L178 200V203L176 205V209L174 211H171V212H167L166 214H163V215H159L158 214V207H157V211L154 209L156 208V206L154 205V203H156V200H160L161 198V195H164L163 192L164 191H168V187L171 186L170 183L169 185L167 183H162L161 185V180L163 179V176L165 174V172ZM109 172L107 171V174L105 175V179H110L109 175H111V173L109 174ZM225 172H228V171H225ZM1 173V172H0ZM113 173V172H112ZM36 174V173H35ZM34 174V175H35ZM80 174V173H79ZM228 173H226V179L228 177L227 175ZM3 175V177H2ZM81 175V174H80ZM86 175V176H85ZM84 176L86 177L85 179L83 178V181L85 182H81L83 185L84 183H87L85 185H89L91 186V189H100L96 184V182H98L100 184V180L102 181V179H99L98 180H93V181H90V178L88 181L87 180V174H85ZM12 176V175H10ZM70 176V177H69ZM83 176V175H82ZM81 176V177H82ZM16 177V176H15ZM18 177V176H17ZM34 177V176H33ZM78 174L76 173H73L72 175L69 174L68 177H64L66 178L68 184L70 185V188L72 189H69V193H71L72 191V194L75 196L76 195V192L78 191V187L80 186L79 185V182L77 184V179H78ZM127 177V178H125ZM181 177L179 178L178 176H176V179L175 181H179V179H181ZM36 178V177H34ZM33 178V179H34ZM69 180H68V179ZM28 179V178H27ZM31 179V178H30ZM82 179V178H80ZM97 179V178H96ZM92 180V179H91ZM223 180V179H222ZM65 181V179L63 180ZM82 181V180H80ZM96 181V182H95ZM112 181V180H111ZM220 181V182H219ZM228 182V180H225ZM66 182V181H65ZM114 182V181H113ZM166 182V181H165ZM96 183V184H94ZM109 183V181H108ZM112 183V182H111ZM175 183V182H174ZM177 183V182H176ZM225 183V182H224ZM64 184V182H63ZM98 184V185H99ZM102 184V183H101ZM100 184V185H101ZM172 184V183H171ZM79 185V186H78ZM84 185V186H85ZM99 185V186H100ZM227 188H228V185H226ZM114 186H112L113 188ZM124 187V188H125ZM221 187V186H220ZM69 188V187H68ZM78 188V189H77ZM170 188V187H169ZM223 190L224 188L221 187ZM221 188H219L220 190H222ZM81 189V188H80ZM71 190V191H70ZM113 190V189H112ZM111 190V191H112ZM131 190V188H130ZM216 190V189H215ZM218 190V189H217ZM216 190V191H217ZM229 190H230V186H229ZM228 190V191H229ZM80 191L82 190H79V193ZM116 191V190H115ZM174 191V190H173ZM204 191V192H202ZM232 191V190H231ZM120 192V191H119ZM124 192H129V190L127 189H124ZM122 192V193H124ZM207 192H211L212 195L208 194ZM78 193V192H77ZM78 193V194H79ZM82 193V192H81ZM108 194V192H106ZM110 193V191H109ZM115 193V192H114ZM166 193V192H164ZM168 193V192H167ZM220 191L218 192V195H219ZM72 194H70L69 196H71ZM77 194V195H78ZM112 194V192L110 193ZM129 194V193H128ZM208 194V195H206ZM221 194V193H220ZM264 194V186H261L259 187L256 191H252L250 189H246L244 191V193H242L241 195H238V197L236 198V201L235 202H239L241 204V209L242 211L244 212V209L246 211V209L251 205V203L253 202V200H256L258 199L260 196H262ZM81 195V194H80ZM109 195V194H108ZM117 195V194H116ZM115 195V196H116ZM121 195V194H120ZM119 195V197H120ZM169 195V193H168ZM193 195V196H192ZM206 195V196H204ZM229 195V194H228ZM227 195V196H228ZM231 195V194H230ZM74 196H72V198L74 199ZM79 196V195H78ZM112 196V195H111ZM110 196V197H111ZM174 196V195H173ZM171 196V197H173ZM204 196V197H203ZM216 196V195H215ZM76 197V196H75ZM108 197V196H107ZM131 197V196H130ZM130 197H129V200H130ZM169 197V196H168ZM194 197V198H193ZM203 197V199H202ZM223 197V196H222ZM226 197V195H225ZM72 198L69 197L70 201H72ZM78 197H76L77 199ZM81 198V197H80ZM79 198V199H80ZM209 198V199H210ZM216 198V197H215ZM227 198V197H226ZM78 199V200H79ZM132 199V197H131ZM172 199V198H171ZM173 199H176L173 197ZM191 199V201H192ZM217 199H220L219 197ZM117 200V198H116ZM128 200V199H127ZM128 200V201H129ZM77 201V200H76ZM200 201V202H199ZM74 201H72V203H74ZM194 202V201H192ZM211 202V201H210ZM216 202V201H215ZM221 202V201H220ZM58 203V202H57ZM71 203V202H70ZM69 203V204H70ZM79 203H80V200H79ZM82 203H85L83 202L82 200ZM81 203V204H82ZM219 203V202H218ZM78 204V203H77ZM153 204V205H152ZM193 204V203H192ZM193 204V206H194ZM214 204V203H213ZM212 204V205H213ZM79 205V204H78ZM77 206V205H76ZM80 206V205H79ZM98 207V208H95V207ZM196 208L199 210L200 208ZM215 207V206H214ZM79 208V207H78ZM45 209V210H44ZM201 210V209H200ZM39 211H43L42 213L44 215L41 214V212ZM203 211V210H202ZM40 213L42 215V217H39L37 218L36 215L38 216V214L36 213ZM157 212V213H156ZM206 212V211H205ZM207 212H209V210H207ZM212 212V211H211ZM211 212L209 214H211ZM198 213V212H197ZM228 214V212L226 213V215ZM233 214V212H232ZM231 214V215H232ZM234 214H235V211H234ZM35 216V219L37 218V221L36 220H33L31 219L32 216ZM206 215H208L206 213ZM218 215V214H217ZM210 216V215H209ZM241 216V215H240ZM231 217V216H230ZM232 217H234L232 215ZM242 217V216H241ZM207 218V217H206ZM213 219V217H211ZM239 218V217H238ZM237 218V219H238ZM157 219H161V224L160 225H156L154 222L157 220ZM205 219V218H203ZM210 219V218H209ZM248 224L251 225V228L253 229V232L251 235H249L250 233H247L246 235H242V238L240 239V242H239V246H240V251L242 252V249L245 251L243 253V256H248L247 258L245 257V259H249L250 260V256H251V253L253 251L256 250V247L257 246H253V242H255L257 239H258V236L259 234H257L258 232H264V198L257 204V206L255 207V209L253 210V212H251V215L250 217L248 218ZM33 220V221H32ZM231 222V221H230ZM188 223V221H187ZM192 223V222H191ZM174 224L177 225V227L174 226ZM200 224V223H199ZM248 226V225H247ZM246 226V227H247ZM20 227H23V230L24 232L21 233V234H18L17 231L20 230ZM237 227V226H236ZM244 227V228H246ZM255 227V228H254ZM19 228V229H18ZM182 228H184L182 226ZM193 228V227H192ZM31 229H35L37 231V236L35 237L34 240L31 241V243H27V235H28V232L31 231ZM204 229V228H203ZM239 229V228H238ZM250 229V231L252 230ZM254 229H256L254 231ZM258 231L256 233V231ZM262 229V231H261ZM174 233H172V231H174ZM205 230V229H204ZM235 231L236 228H231V230L229 229V232L228 233H225V236L223 235L222 238L224 239V243H221L224 247H222V250H221V255L222 257H225L227 258L228 260V264H237V262L239 261V259L237 258L236 254L234 252L233 249L230 248V238L234 236L235 234ZM249 230H246L245 232H247ZM244 232V233H245ZM256 233V234H255ZM186 234V233H185ZM209 234V233H208ZM255 234V235H254ZM261 234V233H260ZM195 235V234H194ZM210 235V234H209ZM208 235V236H209ZM257 236V237H256ZM263 237V236H261ZM257 238V239H256ZM178 239V240H177ZM256 239V240H255ZM261 239V238H260ZM156 240H161V241H166L168 242V250H166L167 252H165V254L162 253V250L160 253H158L159 255L156 257L155 254H157V251H156V247H155V242L153 243V241H156ZM177 240V241H176ZM255 240V241H254ZM261 243L258 245V254H259V259H258V263L257 264H264V241H261L259 240ZM210 242V241H209ZM258 242V241H256ZM3 243V244H2ZM253 243V244H252ZM25 245L26 247H22V245ZM157 244V243H156ZM11 245H14V246H11ZM7 248H9V251H7ZM255 248V249H254ZM248 250V251H246ZM156 252V253H155ZM257 252V251H256ZM162 253V254H161ZM244 261V260H243ZM252 262V260H251ZM250 262V263H251ZM147 263V262H145ZM241 263V262H240ZM244 262H242L241 264H243ZM246 263V262H245ZM247 263H248V260H247ZM239 264V263H238Z\"/></svg>",
    "mask_w": 264,
    "mask_h": 264
},
{
    "label": "snow or ice",
    "instance_id": "3",
    "mask_svg": "<svg viewBox=\"0 0 264 264\" xmlns=\"http://www.w3.org/2000/svg\"><path fill=\"white\" fill-rule=\"evenodd\" d=\"M125 178H127V177H125Z\"/></svg>",
    "mask_w": 264,
    "mask_h": 264
}]
</instances>
